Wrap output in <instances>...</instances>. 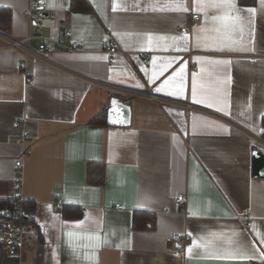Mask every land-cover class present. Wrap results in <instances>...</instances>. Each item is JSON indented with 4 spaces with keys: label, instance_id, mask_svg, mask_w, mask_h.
Returning a JSON list of instances; mask_svg holds the SVG:
<instances>
[{
    "label": "crops",
    "instance_id": "1",
    "mask_svg": "<svg viewBox=\"0 0 264 264\" xmlns=\"http://www.w3.org/2000/svg\"><path fill=\"white\" fill-rule=\"evenodd\" d=\"M249 1L86 0L89 11H72L42 0L31 26L29 0H0L4 35L45 43L74 72L0 37V202L12 203L14 163L31 149L22 191L41 229L24 264H264V178L251 175L252 151L264 153V0ZM64 36L76 51H54ZM105 42L124 52L111 64ZM111 99L130 106L129 126L107 123ZM88 163L105 165L102 186L87 184ZM174 233L191 240L168 242Z\"/></svg>",
    "mask_w": 264,
    "mask_h": 264
},
{
    "label": "built area",
    "instance_id": "2",
    "mask_svg": "<svg viewBox=\"0 0 264 264\" xmlns=\"http://www.w3.org/2000/svg\"><path fill=\"white\" fill-rule=\"evenodd\" d=\"M42 10V0H29L28 8H27V17L31 26H36L37 24L43 23V16L41 13ZM199 15H192L193 20H197ZM181 32L185 33L186 28H182ZM1 36V35H0ZM6 38V37H4ZM36 36L34 34H30L28 36V40L35 39ZM9 41V49L12 52H16L17 49H23L24 53H32V56L36 59H39L47 64L52 66L62 68L63 70L74 73L72 71H68L67 69L57 65V63L51 61L43 52L47 51V47L45 43L39 45V50L36 52H31L32 50L29 49L24 45V41H15L8 39ZM54 51L64 50L67 52H74L76 51V47L69 42L67 37H63L62 39L56 40L53 42ZM21 52V50H20ZM103 52L107 56V62L111 64L113 62V57L116 54H123L124 52L108 43H104L103 45ZM23 58V54H18ZM143 60V59H142ZM147 58L142 62L145 63ZM27 81H30L27 78ZM111 88L119 90L124 94L136 95V96H143L147 97L151 100L158 101V102H170V100L155 96L153 94L142 93L134 90H130L127 88L109 85ZM174 103V102H172ZM181 106L185 107L187 110H192L195 107L190 104H180ZM15 129L23 128L20 123H15L13 125ZM30 138V135L26 132L22 133V136L17 140L20 144L26 143ZM31 154V149H25L21 153L20 156L17 157L14 165L15 168L18 169L17 176L15 178V197L13 199V204L11 206H4L0 209V218L3 219L7 225L6 230L4 231V246L7 250L8 255L17 261V264H23V254L26 249H32L36 244V238L40 235L41 229L33 222L26 221L25 217L28 214H32L31 211L25 209V200L23 199V191H22V177L23 172L21 171L22 167V160L23 158L29 156ZM187 202V197L183 195H178L175 197V203L180 205H185ZM115 208L121 209L122 206L119 204L115 205ZM191 238L188 233H174L167 238L168 242L187 245L190 242ZM182 254V252L180 253Z\"/></svg>",
    "mask_w": 264,
    "mask_h": 264
},
{
    "label": "trees",
    "instance_id": "3",
    "mask_svg": "<svg viewBox=\"0 0 264 264\" xmlns=\"http://www.w3.org/2000/svg\"><path fill=\"white\" fill-rule=\"evenodd\" d=\"M245 0H239V3H243ZM250 4H254L255 0L249 1ZM70 6L72 11H89L91 8L87 4L86 0H70ZM11 29V11L9 9L0 8V32L6 33ZM105 114H100L90 122L92 125L104 124ZM264 135V133H263ZM105 165L103 163H88L86 167V182L88 185L102 186L105 181ZM11 203L0 202V209L4 206H10ZM26 211H35L32 205H25ZM28 221L32 222L31 216H28ZM7 225L3 219L0 218V264H17V261L11 258L3 244L2 233L6 230ZM39 241V240H38ZM42 245L37 248V255L41 253ZM37 262L38 257H37Z\"/></svg>",
    "mask_w": 264,
    "mask_h": 264
},
{
    "label": "water",
    "instance_id": "4",
    "mask_svg": "<svg viewBox=\"0 0 264 264\" xmlns=\"http://www.w3.org/2000/svg\"><path fill=\"white\" fill-rule=\"evenodd\" d=\"M131 108L124 102L111 99L108 109L107 123L111 126H129ZM251 175L255 178H264V153L261 150L252 151Z\"/></svg>",
    "mask_w": 264,
    "mask_h": 264
},
{
    "label": "bare ground",
    "instance_id": "5",
    "mask_svg": "<svg viewBox=\"0 0 264 264\" xmlns=\"http://www.w3.org/2000/svg\"><path fill=\"white\" fill-rule=\"evenodd\" d=\"M41 13H42V10H41ZM42 16H43V15H42ZM6 49L10 50V49H9V45L6 46ZM119 49H120V48H119ZM20 50H21V52H20ZM20 50L17 49L15 53H18V54L24 53V50H23V49H20ZM122 51H123V50H122ZM31 52H36V51H33V50H32ZM29 54L32 55V53H29ZM12 204H13V201H12L11 205H12ZM11 205H10V206H11ZM25 209H26V208H25ZM29 211H30V210H29ZM31 213H32V214H28V216H31L32 219H33V217H34V212L31 211ZM25 219H26V221H28V217H27V216L25 217ZM28 222H29V221H28ZM3 233H4V232H3ZM3 244H4V234H3ZM23 264H24V262H23Z\"/></svg>",
    "mask_w": 264,
    "mask_h": 264
},
{
    "label": "rangeland",
    "instance_id": "6",
    "mask_svg": "<svg viewBox=\"0 0 264 264\" xmlns=\"http://www.w3.org/2000/svg\"><path fill=\"white\" fill-rule=\"evenodd\" d=\"M4 34H5V33H3V32H0V35H1L0 37H1V38H4V37H6V38H4L3 40H4V41L6 40L5 42H7V43H8V45H9V41H8V39L15 40V41H20V40H16V39H13V38H10V37L8 38V36H6V35H4ZM45 53H46V51H45V52H43V54H44V55H45Z\"/></svg>",
    "mask_w": 264,
    "mask_h": 264
},
{
    "label": "snow or ice",
    "instance_id": "7",
    "mask_svg": "<svg viewBox=\"0 0 264 264\" xmlns=\"http://www.w3.org/2000/svg\"><path fill=\"white\" fill-rule=\"evenodd\" d=\"M224 3H228V0H223ZM214 6H218V5H214ZM229 7H232V5L230 3H228ZM249 12H254V9H248ZM189 252H191V249H189Z\"/></svg>",
    "mask_w": 264,
    "mask_h": 264
}]
</instances>
